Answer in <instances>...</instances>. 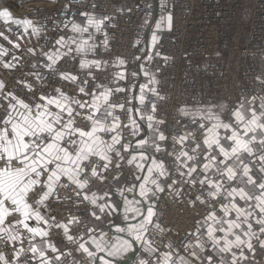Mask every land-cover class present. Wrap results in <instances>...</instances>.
I'll return each instance as SVG.
<instances>
[{"label": "snow or ice", "instance_id": "snow-or-ice-1", "mask_svg": "<svg viewBox=\"0 0 264 264\" xmlns=\"http://www.w3.org/2000/svg\"><path fill=\"white\" fill-rule=\"evenodd\" d=\"M80 16L85 18L83 24L70 18L64 22V27H70L76 35L56 39L53 48L42 53L39 63L53 77L58 75L61 81L76 84L78 93L86 98L69 96L60 87L54 89L55 95L42 92L39 97L31 96L34 88L27 80L18 83L26 89L30 102L11 91L3 95L7 106L0 105L3 110L0 113V242L5 248L9 245L13 248L11 259L0 252V264H32L33 261L63 264L61 257L65 253L47 239L53 226L62 230L64 239L75 245L76 252L84 254L87 264H116L117 259L137 253L138 248L151 256L159 252L156 237H163L167 232L158 219L160 194L167 189L169 195L181 198L184 186L189 192H198L189 198L190 206L199 203L211 209L196 221L194 231L188 233L195 239L182 244L185 252L195 257L197 264H242L248 259L244 248L254 251L253 238L264 247V240H260V234H264V97L242 99L235 109L223 104L196 110L181 107L179 113L194 127L189 130V125H185L184 130L174 134L168 151L163 144L169 137L160 131L165 121L155 116V101L164 97L149 86L158 83L155 76L142 69L149 79L148 83L139 85V94L134 97L141 107L126 108L124 103L111 102L114 93L125 92V88L96 84L89 92L86 91L88 80L80 83L76 75L58 71V64L70 55L73 59L81 57L80 69L99 70L107 63L89 60L87 56L96 48L94 43H89L92 39L89 29L102 31L110 17L97 18L89 12H81ZM0 19L22 26L25 32L31 29L34 35L42 30L29 18L12 17L8 9L0 10ZM172 21L169 12L155 22V27L170 31ZM84 33H89L87 39L83 38ZM152 41L155 47L158 41L155 32ZM103 43L107 47L106 32ZM29 52L35 55L32 49ZM6 54L7 50L0 46V56ZM116 63L123 65L125 61L118 59ZM3 67L11 69L16 64L5 62ZM33 68L37 65L33 64ZM27 75L38 83L45 79L40 71ZM88 75L95 80L91 71ZM115 76L120 80L126 78L124 71ZM4 88V82L0 81V92ZM148 93L153 99L147 98ZM117 111L126 113L127 123L121 121ZM224 111L231 113L227 122L221 119ZM78 118L87 124L77 126ZM141 122L146 124L147 135L135 139L134 143L132 139L125 142L124 129H128L130 137H140L145 130ZM198 135L202 140H197ZM106 136L110 138L105 139ZM162 152H167L175 161L176 178H172L173 173L164 161L157 159L156 154ZM124 153H130L126 163L143 173L135 177L138 185L117 187L113 193L110 184L102 195L89 194L91 180L105 181L114 159L115 168L120 169L121 162H125ZM113 179L118 182L120 176ZM168 179L170 184L166 183ZM61 191L70 195L62 196ZM133 192L139 199L135 195L129 199L127 194ZM113 195L120 197L122 205L120 201H113ZM213 201L218 208L213 207ZM52 202L72 204L78 209L87 202L91 206L88 216L92 227L85 226L79 234H71L70 226L79 225L80 217L69 213L66 222L54 223L56 218L48 214ZM218 211L221 215H217ZM31 221H35V226ZM253 222L259 225L258 232ZM37 237L39 244L35 242ZM16 244L20 246L15 247ZM164 247L170 250L160 252L154 264H191L171 241ZM49 249L56 253L54 258L48 256ZM67 255L71 256V251ZM133 264H148V261L139 259Z\"/></svg>", "mask_w": 264, "mask_h": 264}, {"label": "built area", "instance_id": "built-area-1", "mask_svg": "<svg viewBox=\"0 0 264 264\" xmlns=\"http://www.w3.org/2000/svg\"><path fill=\"white\" fill-rule=\"evenodd\" d=\"M24 1L0 0V10L8 9L14 18H29L42 29L39 35H34L31 29L25 32L22 26L5 23L0 19V33H3L0 35V46L7 50L6 55L0 56V81L5 84L3 92H0V105L4 107L7 106V101L3 99V95L9 91L30 102V96L25 95L26 89L18 83L20 80H27L33 85L31 96L39 97L42 92L55 95L54 89L60 87L69 96L86 98L78 93L76 84L61 81L58 75L53 77L39 63L43 59L42 53L52 49L56 39L60 36L67 39L75 35L70 27H64V22L69 18L75 22L85 19L80 16L81 12L93 13L98 18L110 17V20L105 21L102 31L89 30L92 34L90 41L96 42V48L87 56L89 60L97 59L107 63L99 70L80 69L81 57L73 59L70 55L58 64V71L76 75L80 83L88 80L86 91L89 92L96 84H104L113 89L125 88V92L114 93L111 102L124 103L126 108L134 106L136 84L143 71L146 70L151 76H155L158 83L153 86L159 95L164 97L155 101V116L165 121L160 125V131L169 137L163 144L168 151H171V137L184 130L185 125H189V119L178 111L181 107L196 110L223 104L226 108L235 109L242 99L264 97V0H47L34 6L23 5ZM169 12L173 17L172 29H156L155 22L161 16H167ZM105 32L107 47L103 43ZM153 32L158 36L155 47L152 41ZM89 33H84L83 38L87 39ZM29 49H32L35 55L29 52ZM157 52L160 55H156ZM149 55L151 59L148 58ZM164 57L168 59L165 61ZM118 59L124 60L125 63L117 65ZM5 62L14 63L16 67L6 69L3 67ZM33 64L37 65L36 69ZM34 71H40L45 79L38 83L33 76L27 75ZM89 71L95 80L89 77ZM119 71H124V80L116 78L115 74ZM133 73L137 75L134 77ZM2 111L0 108V113ZM116 114L122 122L127 123L126 113L117 111ZM230 115L229 111H224L221 119H229ZM86 124L87 121L78 118L77 126ZM191 127L194 126L189 125V130ZM124 135L125 142L128 139L134 142L137 138L130 137L128 129H124ZM197 140H202V136L198 135ZM124 156L125 162H121L120 169L115 168L116 160H113V167L105 174V181L91 180L87 189L89 194H103L108 190L113 177L118 174L123 175L130 184L138 182L135 177L139 172L133 165L126 163L130 153H124ZM156 156L158 160L162 159L168 171L173 173L172 178H176L173 158L167 152ZM166 183L170 184L171 179ZM197 194V191L189 192L187 186H184L181 198L169 195L167 189L160 194L157 202L158 219L167 232L163 237H156L159 252L149 256L143 249H138L129 264L139 259L154 264L160 252L170 250L164 247L169 241L180 255L188 254L182 244L195 239L188 233L194 231L196 221L211 210L199 203L195 207L189 205V198H194ZM61 195L70 193L61 191ZM127 195L129 197L131 193ZM212 205L218 208L215 201ZM90 207L87 202L79 209L72 204L65 206L63 203L52 202L48 214L56 218L54 223L66 222L69 213L79 216L81 223L70 226L71 234L77 235L85 226H91L88 216ZM217 215L221 213L218 211ZM27 235L25 233V236ZM47 239L56 244L61 253H65L61 257L63 264H75V261L87 264V258L84 254L76 252L75 245L64 239L61 229L54 226L50 228ZM260 240H264L263 234H260ZM252 243L254 251L249 250L246 264H264V247H261L256 238H253ZM24 246H28L27 239ZM12 248L13 245L5 248L0 242V252L9 259L12 256ZM69 251L71 256L67 255ZM47 254L53 258L56 255L50 249ZM193 261L195 262L194 259ZM32 264L37 262L33 261Z\"/></svg>", "mask_w": 264, "mask_h": 264}, {"label": "crops", "instance_id": "crops-1", "mask_svg": "<svg viewBox=\"0 0 264 264\" xmlns=\"http://www.w3.org/2000/svg\"><path fill=\"white\" fill-rule=\"evenodd\" d=\"M82 21H83V19H82V20H79L78 23H81V24H82ZM89 30H92V31L96 32L95 29H93V28H90ZM75 35H76V34H75ZM84 39H86V38L84 37ZM89 43H90V44H93V43L95 44L96 42H91V41H89ZM74 47H75V46H74ZM145 71H146V70H145ZM147 72H148V71H147ZM148 73H149V72H148ZM149 74H150V73H149ZM150 75H151V74H150ZM148 79H149V77H145L144 75H142V76L138 79L137 84H136V96H138V94H139V85H140V84H146V83H148ZM149 86H150V87H154L153 85H149ZM136 96H135V97H136ZM147 98H148V99H153L152 94H151V93H148V97H147ZM257 103H259V101H258ZM135 107H141V106L139 105V102H138L137 99H134V106H133V108H135ZM228 120H229V119H226V120H224V121L227 122ZM141 127L144 128L145 130H144V132L141 133V136H140V137H137L136 139L143 138V136L147 135L146 124H145L144 122H141ZM133 143H134V142H133ZM138 172H139V171H138ZM118 175L120 176L119 181L117 182V181H115V180L113 179V181H112V183H111V185H112L111 191H112L113 193H115V189H116L117 187L124 188V187H130V186L133 185V184L128 183L123 175H121V174H118ZM139 175L142 176L143 173L139 172ZM138 183H139V182H137L136 185H138ZM108 190H109V188H108ZM108 190H107V191H108ZM100 195H102V194H100ZM134 195L136 196L137 199H139V196H138V194H137L136 192L131 193V196H129V199H132V197H133ZM113 201H114V202L120 201V197L117 196V195H113ZM120 203H121V205H122V201H120ZM133 222H135V221H133ZM30 224H31L32 226H35V221H31ZM253 226H254V230H255V231H258V230H259V225H256V224L253 222ZM90 227H92V222H91V226H90ZM113 235H116V233L113 232ZM263 235H264V234H263ZM35 242H36L37 244H39V242H40V238L37 237ZM138 249H142V248H138ZM234 251L239 252L238 249H234ZM244 253H245L246 256H248V254H249V249H247V248L245 247V248H244ZM98 255H100V254H98ZM132 255H133V253H129L128 256H127V258H125V259H117L116 264H124V263L126 262V260H127L129 257H131ZM181 255L185 256V257L191 262V264H197V261H196L195 257L189 256V254H181ZM193 259L195 260V262L193 261ZM79 264H83V263H79ZM125 264H126V263H125ZM242 264H246V260L243 261Z\"/></svg>", "mask_w": 264, "mask_h": 264}, {"label": "rangeland", "instance_id": "rangeland-1", "mask_svg": "<svg viewBox=\"0 0 264 264\" xmlns=\"http://www.w3.org/2000/svg\"><path fill=\"white\" fill-rule=\"evenodd\" d=\"M44 3L47 2V0H25L23 2V5H28V6H34V5H38L39 3ZM4 10V9H2ZM96 17L98 18V16L96 15ZM85 22V19H83L82 24Z\"/></svg>", "mask_w": 264, "mask_h": 264}, {"label": "water", "instance_id": "water-1", "mask_svg": "<svg viewBox=\"0 0 264 264\" xmlns=\"http://www.w3.org/2000/svg\"><path fill=\"white\" fill-rule=\"evenodd\" d=\"M133 256H134V254H133L131 257H129V258L126 260L125 263H126V264H129V262H130V260L133 258ZM125 263H124V264H125Z\"/></svg>", "mask_w": 264, "mask_h": 264}]
</instances>
